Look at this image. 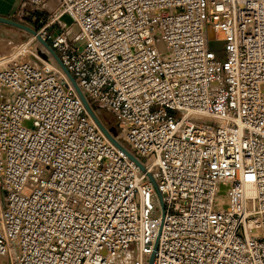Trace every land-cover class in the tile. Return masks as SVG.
<instances>
[{
  "label": "built area",
  "instance_id": "2783aa9c",
  "mask_svg": "<svg viewBox=\"0 0 264 264\" xmlns=\"http://www.w3.org/2000/svg\"><path fill=\"white\" fill-rule=\"evenodd\" d=\"M25 3L124 148L36 34L0 56V264H264V0Z\"/></svg>",
  "mask_w": 264,
  "mask_h": 264
},
{
  "label": "rangeland",
  "instance_id": "374dc122",
  "mask_svg": "<svg viewBox=\"0 0 264 264\" xmlns=\"http://www.w3.org/2000/svg\"><path fill=\"white\" fill-rule=\"evenodd\" d=\"M47 6L50 11L52 5L49 6L46 4V7ZM49 11L36 9L33 12L32 6L28 3H25L24 6L21 7V5H18V0H0V14L27 24L34 29L38 28L42 24V21L38 20V18L32 19L30 13H35L37 17H39V15L46 17V15L49 14ZM55 27L59 28L60 25L58 23H53L50 25V28ZM73 29L75 30L74 26ZM30 35V31L27 29L8 22L0 21V56L9 55L12 52L15 53L19 49V45L24 43L30 37ZM31 47L37 49V54H40L44 50V48L35 39L32 40ZM25 55H27V52H25ZM39 56L41 57V55ZM27 57L38 60V58H36L34 55H27ZM42 58L47 60L46 56ZM105 119L109 126V124H112L114 116L111 112H106L104 115V120Z\"/></svg>",
  "mask_w": 264,
  "mask_h": 264
},
{
  "label": "water",
  "instance_id": "95a60500",
  "mask_svg": "<svg viewBox=\"0 0 264 264\" xmlns=\"http://www.w3.org/2000/svg\"><path fill=\"white\" fill-rule=\"evenodd\" d=\"M64 20H66V22H69L71 20V18L67 15V14H63L62 17ZM0 21H4V22H8L14 25H17L19 27H22L24 29L29 30L30 32L36 34V37L45 45V47L49 50V52L52 54V56L56 59V61L59 63V65L61 66V68L63 69V71L67 74V76L70 78V80L72 81L73 85L75 86V88L77 89L79 95L81 96L83 103L85 105V107L87 108V110L90 112V114L93 116V118L95 119V121L97 122V124L100 126V128L103 130V132L107 135V137L117 146L124 148L123 145L117 141L113 135L110 132L111 128H107L102 122L101 120L95 115V113L93 112V110L91 109L90 105L88 104L87 100L85 99V97L83 96L82 92L80 91L79 87L77 86L73 76L71 75V73L67 70V68L63 65L62 61L60 60L59 56L57 55V53L54 51V49L49 45V43L44 40L43 38L40 37V35L37 34L36 30L32 27H30L27 24H24L22 22L16 21L10 17L4 16L0 14ZM212 36V35H211ZM222 43L223 40L221 39ZM211 46L212 47H218V45L215 44L214 40L211 41ZM222 45V44H221ZM219 45V46H221ZM128 155L130 157H132L134 160H136V162H138V164L142 167V164L129 152H127ZM151 180H153L152 176L149 174ZM153 257L154 254L151 256V261H153Z\"/></svg>",
  "mask_w": 264,
  "mask_h": 264
},
{
  "label": "bare ground",
  "instance_id": "6f19581e",
  "mask_svg": "<svg viewBox=\"0 0 264 264\" xmlns=\"http://www.w3.org/2000/svg\"><path fill=\"white\" fill-rule=\"evenodd\" d=\"M62 20L64 22H66V20H64L63 18H62ZM209 31H211V33H212V34L210 33V35H212V37H215V39H214L215 44L218 45V46L221 45L222 44V41H221L220 38H218V34H217L216 30L214 28H210ZM66 77H68V76L66 75ZM250 193L251 194H255V189L254 188L253 189H250Z\"/></svg>",
  "mask_w": 264,
  "mask_h": 264
},
{
  "label": "trees",
  "instance_id": "16d2710c",
  "mask_svg": "<svg viewBox=\"0 0 264 264\" xmlns=\"http://www.w3.org/2000/svg\"><path fill=\"white\" fill-rule=\"evenodd\" d=\"M106 112H108V111H103L102 114H101V117H102L103 120H104V115H105ZM104 121L107 122L106 119ZM113 123H114V120H113L112 124H109V125L113 126Z\"/></svg>",
  "mask_w": 264,
  "mask_h": 264
},
{
  "label": "crops",
  "instance_id": "0c3cea01",
  "mask_svg": "<svg viewBox=\"0 0 264 264\" xmlns=\"http://www.w3.org/2000/svg\"><path fill=\"white\" fill-rule=\"evenodd\" d=\"M53 4H54V2H51V1L48 2V5H49V6H51V5H53Z\"/></svg>",
  "mask_w": 264,
  "mask_h": 264
},
{
  "label": "flooded vegetation",
  "instance_id": "af4514ba",
  "mask_svg": "<svg viewBox=\"0 0 264 264\" xmlns=\"http://www.w3.org/2000/svg\"><path fill=\"white\" fill-rule=\"evenodd\" d=\"M2 15V14H1Z\"/></svg>",
  "mask_w": 264,
  "mask_h": 264
}]
</instances>
